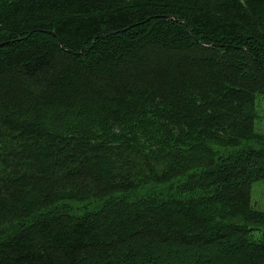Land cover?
Returning a JSON list of instances; mask_svg holds the SVG:
<instances>
[{
    "label": "trees",
    "instance_id": "1",
    "mask_svg": "<svg viewBox=\"0 0 264 264\" xmlns=\"http://www.w3.org/2000/svg\"><path fill=\"white\" fill-rule=\"evenodd\" d=\"M259 94L264 0H0V264H264Z\"/></svg>",
    "mask_w": 264,
    "mask_h": 264
},
{
    "label": "rangeland",
    "instance_id": "2",
    "mask_svg": "<svg viewBox=\"0 0 264 264\" xmlns=\"http://www.w3.org/2000/svg\"><path fill=\"white\" fill-rule=\"evenodd\" d=\"M256 109L258 116L255 120V129L258 132L264 134V95H257L256 97ZM250 199L254 209L264 211V178L255 180L251 183L250 188ZM96 203V204H94ZM97 201L87 204L85 202L72 201L70 204L74 207V212H81L83 208H94L97 205ZM260 231L254 230L252 232L253 238H258Z\"/></svg>",
    "mask_w": 264,
    "mask_h": 264
}]
</instances>
